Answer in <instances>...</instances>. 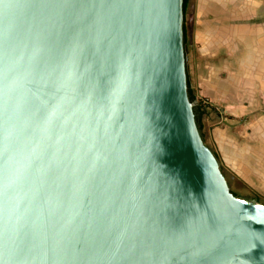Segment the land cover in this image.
<instances>
[{
	"label": "water",
	"instance_id": "1",
	"mask_svg": "<svg viewBox=\"0 0 264 264\" xmlns=\"http://www.w3.org/2000/svg\"><path fill=\"white\" fill-rule=\"evenodd\" d=\"M183 28V0H0V264H264Z\"/></svg>",
	"mask_w": 264,
	"mask_h": 264
},
{
	"label": "crops",
	"instance_id": "2",
	"mask_svg": "<svg viewBox=\"0 0 264 264\" xmlns=\"http://www.w3.org/2000/svg\"><path fill=\"white\" fill-rule=\"evenodd\" d=\"M252 6L259 8L252 11L250 8ZM257 13L263 15L258 18H262L264 22V0H187L184 12L185 52L187 57L188 55L191 57L188 58V64L192 59L197 80L202 85L199 93L205 98L208 97L207 102L212 107H216L214 102L221 100L219 97L216 98L215 94L220 91L235 93L233 72L236 58V28L246 26L242 22L252 21V18H256L254 14ZM245 46L255 50L260 45L255 42ZM223 73L226 74V80ZM247 93L248 91L245 95ZM224 100L228 101V104L221 110L231 116V119L223 117L216 108L213 110L208 108L202 119L204 141L218 158L223 143L231 141L238 156H240L238 150L243 151L249 146V142L245 141L251 122L250 119L245 120L249 111L245 109L243 100L242 103L234 104L227 98ZM236 118L240 119L235 121ZM238 144L244 147L240 148ZM262 156L264 157V154ZM245 167L248 168L247 165H244V169Z\"/></svg>",
	"mask_w": 264,
	"mask_h": 264
},
{
	"label": "rangeland",
	"instance_id": "3",
	"mask_svg": "<svg viewBox=\"0 0 264 264\" xmlns=\"http://www.w3.org/2000/svg\"><path fill=\"white\" fill-rule=\"evenodd\" d=\"M257 1V0H255ZM252 11L257 10L259 7H250ZM256 18H252V21L247 22L244 20L242 23L246 26H238L235 33V70L233 77V84L235 85V93L219 92L215 94V97H219L221 100L214 102L213 106L218 112H221L223 117L231 119L232 117L224 114V106L228 104L229 99L231 104L243 103L245 109L249 111V115L245 118L248 121L250 119V128L248 130L249 135H245V141L249 142V146L243 151L238 150L240 156H238L235 146L231 141L221 144L219 149V160L223 175L225 176L230 190L239 196L256 198L258 201L264 204V22L261 14H254ZM252 17V16H251ZM238 25V24H237ZM264 37V36H263ZM257 42L260 46L254 49L247 47L248 43ZM245 48H242L244 47ZM185 49V45H184ZM186 56V70L190 87L195 94L196 100H200L206 104V109H210L207 102L208 97H203L199 91L202 85L196 77L195 67L192 65V59L189 60ZM191 58V57H190ZM226 80V74L223 73ZM248 93L245 95V92ZM230 95V96H226ZM206 99V100H205ZM209 106V107H208ZM213 108V109H214ZM215 109V110H216ZM222 109V110H221ZM240 118H236L235 121ZM204 135V134H203ZM240 148H243L241 144H238ZM213 150V149H212ZM235 152V155H234ZM244 165H247L248 168ZM248 172H250L248 174Z\"/></svg>",
	"mask_w": 264,
	"mask_h": 264
},
{
	"label": "trees",
	"instance_id": "4",
	"mask_svg": "<svg viewBox=\"0 0 264 264\" xmlns=\"http://www.w3.org/2000/svg\"><path fill=\"white\" fill-rule=\"evenodd\" d=\"M186 4H187V0H183V13L185 12V8H186ZM184 30V28H183ZM184 45H185V36H184ZM187 69V68H186ZM187 85H188V93H189V98L191 101H196V105L194 108V114H195V119H196V123L199 127V130L202 133V137L204 139V135L202 132V119L205 116L207 109H206V104H204L201 99L196 100L195 94L193 93L191 87H190V82L188 79V75H187ZM209 107V106H208ZM214 107H210V109L213 110Z\"/></svg>",
	"mask_w": 264,
	"mask_h": 264
}]
</instances>
